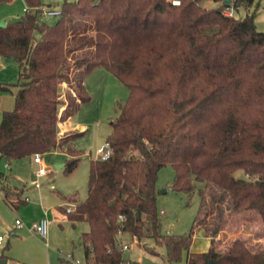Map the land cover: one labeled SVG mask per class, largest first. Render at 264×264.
<instances>
[{
	"label": "trees",
	"instance_id": "1",
	"mask_svg": "<svg viewBox=\"0 0 264 264\" xmlns=\"http://www.w3.org/2000/svg\"><path fill=\"white\" fill-rule=\"evenodd\" d=\"M223 1L63 0L49 24L41 0H24L23 14L0 25V56L18 72L15 82H0L2 92L16 87L0 119L5 162L61 149L71 171L82 154L73 141L85 131L59 137V123L90 100L85 77L102 67L128 89L110 123L109 156L89 160L85 198L66 197L74 209L62 208L72 225H88L85 264H122V234L164 246L168 264L183 254L186 264H264V30L254 19L257 0ZM228 6L234 15L223 13ZM166 165L174 191L200 197L184 234L160 232L157 177ZM4 178L0 191L15 208L26 201L23 189ZM235 215L259 220L258 236L218 247L214 238ZM199 228L210 244L193 252Z\"/></svg>",
	"mask_w": 264,
	"mask_h": 264
},
{
	"label": "rangeland",
	"instance_id": "2",
	"mask_svg": "<svg viewBox=\"0 0 264 264\" xmlns=\"http://www.w3.org/2000/svg\"><path fill=\"white\" fill-rule=\"evenodd\" d=\"M49 1L50 6L57 5L59 9L63 0ZM256 4L257 7H255ZM204 5L207 7L216 6L217 2L207 1ZM24 7V0L0 1V25L18 19L23 14ZM239 9L240 14L245 12L244 8L240 7ZM253 9L258 28L264 30V0H257ZM236 15L239 16L237 13ZM43 19L52 24L56 21L57 16L44 17ZM17 73L15 68L12 70L11 68H0V80L16 79ZM84 84L90 100L82 103L72 116V122L78 123L76 130L83 127L82 130L85 131L73 141V145L82 152L79 163L74 169L69 172L65 171L64 164L70 156L63 150L56 149L42 153L43 162L48 171L39 178L40 187L36 188L29 184L33 170L36 168V165L30 162L29 156L11 161L9 168H6L5 161L0 159V172L5 175L3 183L22 188V199L27 198V201L19 203L14 208L3 199V194L0 191V235L4 237L3 243L0 245V264H85L81 234L88 229V225L85 221L72 225L64 215L63 207H59V204L66 197L75 198L76 201L85 198L89 160L95 158L96 149L106 142L110 123L117 117L118 104L125 101L128 89L102 67L88 74L84 79ZM12 88L11 91H0L4 93L0 111L3 110L1 107L7 105H9V109L13 108L14 90ZM68 132L61 134L59 131L58 135L62 137ZM15 163L17 167L14 170ZM56 164H62V166L56 167ZM173 175L174 171L170 165L164 166L158 172L156 196L160 232L163 234H184L192 226L199 208L200 197L196 191H174L171 187ZM234 175L245 177L241 169H237ZM196 184L197 186L202 185L201 182ZM44 209H47L46 217L49 220L46 238L40 237L31 229L32 222L45 215ZM15 219L21 222L20 225L15 223ZM260 228L259 220L255 219L249 222L245 215H235L228 220L224 228L214 238V242L219 241L218 247H221L225 242L240 235L248 243H252L255 241L253 238L258 236ZM120 240L121 247L124 244L127 245V249L122 250V264H168L164 246L156 245L151 238L143 239L138 243L130 235L122 234ZM259 241L264 243V237ZM209 244V237L205 235L202 228H199L195 230L192 237L190 251H206ZM149 248L154 251L152 252ZM76 259L79 263L75 262ZM174 264H186V255L183 254L181 260Z\"/></svg>",
	"mask_w": 264,
	"mask_h": 264
},
{
	"label": "built area",
	"instance_id": "3",
	"mask_svg": "<svg viewBox=\"0 0 264 264\" xmlns=\"http://www.w3.org/2000/svg\"><path fill=\"white\" fill-rule=\"evenodd\" d=\"M173 4H178L179 0H171ZM25 10V8H24ZM40 11L43 17H50V16H57L59 14V9L55 7L50 6H41ZM223 13L227 16L234 15V10L232 6H228L223 10ZM111 152L110 146L108 142H105L104 144L100 145L96 149V156L95 158L105 159L109 156ZM33 162L37 165V169L34 171L33 178L30 181L32 185H34L36 188L40 187L39 178L44 176L48 168L43 162L42 153H34L32 156ZM4 166L6 168H9V163L5 162ZM64 209L66 212H70L74 209V203H67L64 206ZM162 212V210H161ZM121 218V216H120ZM15 223L17 225H20V221L18 219H15ZM48 226H49V220L46 216L41 217L38 220H35L31 224V229L35 231L40 237L46 238L48 233ZM4 237L0 235V245L3 243ZM127 249V245H122V250ZM78 260H76V263Z\"/></svg>",
	"mask_w": 264,
	"mask_h": 264
},
{
	"label": "crops",
	"instance_id": "4",
	"mask_svg": "<svg viewBox=\"0 0 264 264\" xmlns=\"http://www.w3.org/2000/svg\"><path fill=\"white\" fill-rule=\"evenodd\" d=\"M42 1V6H50L51 5V3H50V1L48 0V1H46V0H41ZM59 6V5H58ZM50 7H55V8H57V5L56 6H50ZM58 9V8H57ZM242 10V9H241ZM240 12V9H238V11H237V14H239V16H243L244 15V13L245 12H242L241 14L239 13ZM257 25V24H256ZM258 27V26H257ZM4 59V60H3ZM0 68L1 69H6V68H11V70L12 69H16L17 70V64H16V62L14 61L13 62V60L11 61V59H8V58H1L0 57ZM17 79V78H16ZM16 79H1L0 80V82H3V83H13V82H15L16 81ZM13 90H14V92H15V90H16V87H13L12 88ZM4 93H1L0 92V105L3 103V98H4ZM1 108H3V110H1L0 111V119H1V113H2V111H5V110H10L9 108V105H7V106H5V107H1ZM78 123H75L74 124V122H72V117H70V118H68V119H66V120H64V121H62V122H60L59 123V131H60V133L61 134H63L64 132H68V131H72V130H76V129H78L77 127H76V125H77ZM82 128L83 127H81V128H79V130H82ZM29 159H30V162H32L33 164H35L34 162H33V160H32V157L31 156H29ZM17 163V162H16ZM15 163V166H14V170H15V168L17 167V164ZM10 165V164H9ZM36 165V164H35ZM10 167V166H9ZM37 169V165H36V168H35V170ZM33 170V169H32ZM35 170H33V174H34V171ZM33 174H32V178H33ZM32 178H31V180H32ZM41 178V177H40ZM30 180V181H31ZM30 181H29V184L30 185H32L31 183H30ZM34 186V185H33ZM26 199V201H27V198H25ZM69 201H65V200H63L62 202H60V204H59V207H63L64 208V206H65V204L66 203H68ZM46 213H47V209H44V216H46ZM65 215V214H64ZM66 216V215H65ZM57 219H58V216H57ZM69 221V220H68ZM76 260H78V259H76ZM76 260H75V262H76ZM77 263H79V261L77 262Z\"/></svg>",
	"mask_w": 264,
	"mask_h": 264
},
{
	"label": "water",
	"instance_id": "5",
	"mask_svg": "<svg viewBox=\"0 0 264 264\" xmlns=\"http://www.w3.org/2000/svg\"><path fill=\"white\" fill-rule=\"evenodd\" d=\"M227 3H230V0H224L223 1V4H227ZM61 166H62V164H56V167H61ZM205 264H214V262L212 260H208Z\"/></svg>",
	"mask_w": 264,
	"mask_h": 264
}]
</instances>
